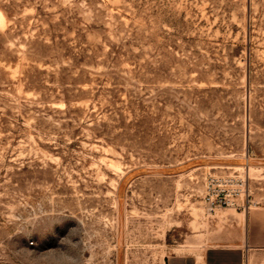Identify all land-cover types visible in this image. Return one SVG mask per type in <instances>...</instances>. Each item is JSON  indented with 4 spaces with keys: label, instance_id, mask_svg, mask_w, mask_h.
Returning a JSON list of instances; mask_svg holds the SVG:
<instances>
[{
    "label": "rangeland",
    "instance_id": "1",
    "mask_svg": "<svg viewBox=\"0 0 264 264\" xmlns=\"http://www.w3.org/2000/svg\"><path fill=\"white\" fill-rule=\"evenodd\" d=\"M219 244L264 264V0H0V264Z\"/></svg>",
    "mask_w": 264,
    "mask_h": 264
},
{
    "label": "crops",
    "instance_id": "2",
    "mask_svg": "<svg viewBox=\"0 0 264 264\" xmlns=\"http://www.w3.org/2000/svg\"><path fill=\"white\" fill-rule=\"evenodd\" d=\"M248 250L246 244L212 245L199 253L171 254L166 257L163 264H244L249 260Z\"/></svg>",
    "mask_w": 264,
    "mask_h": 264
},
{
    "label": "built area",
    "instance_id": "3",
    "mask_svg": "<svg viewBox=\"0 0 264 264\" xmlns=\"http://www.w3.org/2000/svg\"><path fill=\"white\" fill-rule=\"evenodd\" d=\"M244 180L230 175H217L205 186L202 191V200L209 211L218 207L237 205V199L241 198L244 190L240 185Z\"/></svg>",
    "mask_w": 264,
    "mask_h": 264
},
{
    "label": "bare ground",
    "instance_id": "4",
    "mask_svg": "<svg viewBox=\"0 0 264 264\" xmlns=\"http://www.w3.org/2000/svg\"><path fill=\"white\" fill-rule=\"evenodd\" d=\"M251 172V171H250Z\"/></svg>",
    "mask_w": 264,
    "mask_h": 264
}]
</instances>
